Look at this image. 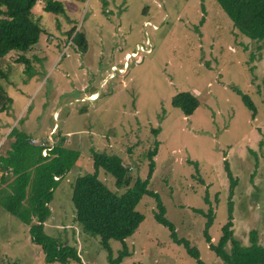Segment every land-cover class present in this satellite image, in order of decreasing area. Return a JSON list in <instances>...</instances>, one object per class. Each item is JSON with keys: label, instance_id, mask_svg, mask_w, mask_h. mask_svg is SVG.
I'll return each mask as SVG.
<instances>
[{"label": "rangeland", "instance_id": "1", "mask_svg": "<svg viewBox=\"0 0 264 264\" xmlns=\"http://www.w3.org/2000/svg\"><path fill=\"white\" fill-rule=\"evenodd\" d=\"M45 1L32 7L43 28L39 40L2 60L7 76L0 81L11 103L0 111V145H8L6 135L16 126L53 142L64 132V144L79 150L53 191L44 229L75 246L81 261H45L28 224L0 205V264H113L99 235L84 231L75 218L74 179L94 171L91 147L117 153L133 178H144L146 152L155 141L148 186L205 264L224 262L205 240L206 217L193 207L213 208L209 232L216 242L228 218L226 166L235 179L234 234L249 243V231L256 229L264 245V37L244 34L217 0H61L64 13L44 10ZM72 27L85 33V51L68 36ZM19 55L26 59L16 61ZM236 89L255 103L254 115ZM181 90L200 100L191 114L171 104ZM98 176L109 188L124 190L103 168ZM136 207L144 219L124 239L120 264H197L155 219L153 196L144 194ZM123 242L109 240L113 257Z\"/></svg>", "mask_w": 264, "mask_h": 264}, {"label": "trees", "instance_id": "2", "mask_svg": "<svg viewBox=\"0 0 264 264\" xmlns=\"http://www.w3.org/2000/svg\"><path fill=\"white\" fill-rule=\"evenodd\" d=\"M36 1L0 0V79L7 76L2 64L5 55L13 49L26 51L39 40L43 28L39 20L33 17L32 7ZM217 1L233 24L244 34L250 37H264V0ZM43 8L54 13L65 12L61 0H46ZM68 36H72L80 50L87 49V37L83 31H75L72 27L68 30ZM23 57L19 55L16 61L26 59ZM236 91L254 115L256 106L250 96L240 90ZM10 103L11 96L0 81V111L6 110ZM171 104L181 108L183 113L188 115L200 104V100L191 91L181 90L172 95ZM6 138L9 139V147L5 152H0V205L28 224L31 240L41 246L45 261L80 262L81 257L75 246L67 243V240L48 234L44 229L53 191L61 176L78 159L79 150L64 144V137H61L54 142L48 155L44 156L41 154L43 145L31 143L30 135L16 126L11 127ZM157 147L158 141H155L153 148L146 152L149 162L148 173L144 178H133L130 166L117 153L91 147L94 171L76 176L73 182L71 199L75 207V218L84 231L99 235L100 244L107 251L108 261L120 264L122 257L127 254L124 239L130 236L144 219V214L136 205L144 194L151 195L156 202L155 219L169 229L170 238L182 244L197 264H205L199 249L192 245L188 238L178 235L174 222L165 214L166 207L160 194L148 186L155 166L153 156ZM226 167L231 180L227 202L228 218L222 224L221 234L216 242L212 241L209 232L214 219L213 208L211 205L207 210L193 207L206 217L203 229L205 240L224 264H264V245L258 240L256 229L249 231V243H243L234 234L231 194L235 179L228 166ZM99 168L110 173L114 177L116 187H124V190L109 188L99 178ZM54 175L58 178H54ZM3 182H6V188L1 187ZM205 199L209 202L207 193ZM111 238L124 243V248L118 251L116 257H113L109 243ZM227 244L230 245L229 249Z\"/></svg>", "mask_w": 264, "mask_h": 264}, {"label": "built area", "instance_id": "3", "mask_svg": "<svg viewBox=\"0 0 264 264\" xmlns=\"http://www.w3.org/2000/svg\"><path fill=\"white\" fill-rule=\"evenodd\" d=\"M152 27H156L155 24H152ZM30 141L31 142H37L35 139H31ZM39 144L43 145V147L41 149V154L44 155V156H46V155H48V153H49L50 149L52 148L54 142L51 139V136L48 135L46 141H40ZM54 178L57 179L58 176L54 175Z\"/></svg>", "mask_w": 264, "mask_h": 264}, {"label": "crops", "instance_id": "4", "mask_svg": "<svg viewBox=\"0 0 264 264\" xmlns=\"http://www.w3.org/2000/svg\"><path fill=\"white\" fill-rule=\"evenodd\" d=\"M54 127H55V124L53 125V127L49 130V132L47 133V134H50V132L51 131H53L54 130ZM57 130H55L54 132H56V131H58V128H56ZM61 133V132H60ZM61 135H63L64 136V140L65 141H68L67 140V138H66V136H65V133L63 132V133H61ZM30 140L31 139H35L37 142H31V143H34V144H39L40 143V141H46V140H43V139H37V138H35V137H33V136H31L30 135ZM48 137V136H47ZM46 139V138H45ZM9 147V143H8V145H2V143H1V145H0V148L2 149V151H0V152H5V150L7 149ZM0 175H1V171H0ZM1 187H4V188H6L7 186H6V182H3L2 183V185H1Z\"/></svg>", "mask_w": 264, "mask_h": 264}]
</instances>
